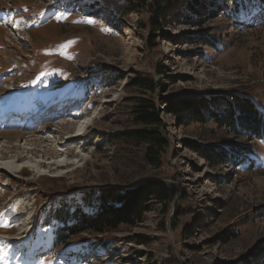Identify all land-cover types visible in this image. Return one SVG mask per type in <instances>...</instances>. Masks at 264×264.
I'll return each mask as SVG.
<instances>
[{
	"label": "rangeland",
	"instance_id": "374dc122",
	"mask_svg": "<svg viewBox=\"0 0 264 264\" xmlns=\"http://www.w3.org/2000/svg\"><path fill=\"white\" fill-rule=\"evenodd\" d=\"M234 1L240 16L224 18ZM157 2L0 0V158L27 157L26 172H0V264H264V141L188 122L207 98L231 93L264 113V0H201L196 16L191 0L161 15ZM213 37L215 51L204 46ZM137 75L153 78L156 93L132 88ZM138 98L154 101L163 122L161 167L124 136L140 128ZM220 146L233 163L206 158ZM147 180L174 187L167 208L154 203L134 227L66 232L53 244L100 189ZM51 207L66 217L46 222Z\"/></svg>",
	"mask_w": 264,
	"mask_h": 264
},
{
	"label": "trees",
	"instance_id": "16d2710c",
	"mask_svg": "<svg viewBox=\"0 0 264 264\" xmlns=\"http://www.w3.org/2000/svg\"><path fill=\"white\" fill-rule=\"evenodd\" d=\"M156 15H161L166 8L171 5L172 0H157ZM201 0L192 1L188 3L187 9L196 16L200 13L202 5L199 4ZM219 1V0H218ZM251 0H245V4L249 5ZM211 7H216L215 2L210 3ZM232 7H222L220 10L225 14L224 18L239 17L241 10L240 3L234 1ZM258 8V7H257ZM219 10V11H220ZM158 12V13H157ZM213 37L212 40L204 42V46L217 50V45ZM131 87L138 91L155 94L158 84L153 78L147 75H137L132 78ZM208 100V101H207ZM202 103V108L194 109V113L190 114L189 123L205 122L214 124L227 132L235 135L239 139H248L249 141L262 142L264 141V113L261 106L259 107L251 97L240 96L235 93L207 98ZM133 118L135 124L139 129L131 130L124 134L129 142L135 143L141 150L144 151V160L155 167L162 166V158L168 147L167 140L163 135L162 121L160 120L157 107L154 101L147 98H138L134 106ZM188 109V105L179 104L178 107H171L174 109ZM170 109V110H171ZM207 119V120H206ZM248 148V149H247ZM238 148L243 153L250 154L249 147ZM230 153L228 149L224 150L221 146L217 149L208 151L209 156L206 158L215 166L225 163H233L229 161L227 155ZM177 192L174 187L168 186L163 181L147 180L131 189L106 187L98 191L96 201L91 206L89 215H84L81 223L77 225H69L67 229L55 232L53 244L66 242L64 238L66 232L69 236L77 235L81 232H93L96 234H106L117 231L121 226L134 227V225L141 222L143 217L151 210L152 204H158L165 208L176 197ZM78 203V200L74 202ZM45 221L58 223L62 221L65 216L64 210H57L53 207L48 208L45 213ZM75 214H69L67 221L75 218Z\"/></svg>",
	"mask_w": 264,
	"mask_h": 264
},
{
	"label": "bare ground",
	"instance_id": "6f19581e",
	"mask_svg": "<svg viewBox=\"0 0 264 264\" xmlns=\"http://www.w3.org/2000/svg\"><path fill=\"white\" fill-rule=\"evenodd\" d=\"M75 116L76 115H74V117ZM80 136L81 135H75V138H74L75 140H68L65 143V144L70 145L69 148H68L70 151H73L75 149V145H77V143H78L76 141L79 139ZM25 158H27V157H25L23 155H17V157L16 156L14 157V156H11V155L9 156V154H6V153L3 154V156L0 158V172L5 174V175H7V174H10V175L11 174H16L19 171L26 172L27 168L22 166V165H20V164H22L21 162H25ZM61 166H63V164L55 165V167H57V168H59V167L61 168Z\"/></svg>",
	"mask_w": 264,
	"mask_h": 264
},
{
	"label": "snow or ice",
	"instance_id": "6c2138e0",
	"mask_svg": "<svg viewBox=\"0 0 264 264\" xmlns=\"http://www.w3.org/2000/svg\"><path fill=\"white\" fill-rule=\"evenodd\" d=\"M2 226H4V227H7V226H8V224H7V223H4Z\"/></svg>",
	"mask_w": 264,
	"mask_h": 264
}]
</instances>
